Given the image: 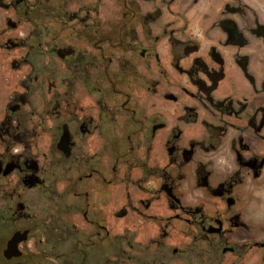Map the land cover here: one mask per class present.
<instances>
[{"label":"flooded vegetation","instance_id":"obj_1","mask_svg":"<svg viewBox=\"0 0 264 264\" xmlns=\"http://www.w3.org/2000/svg\"><path fill=\"white\" fill-rule=\"evenodd\" d=\"M118 1L0 0V264H264V66Z\"/></svg>","mask_w":264,"mask_h":264},{"label":"rangeland","instance_id":"obj_2","mask_svg":"<svg viewBox=\"0 0 264 264\" xmlns=\"http://www.w3.org/2000/svg\"><path fill=\"white\" fill-rule=\"evenodd\" d=\"M57 1V0H52ZM68 0V6L66 8V13L69 14L75 11L78 7H82L85 10L88 2L90 0H73L74 3H70ZM105 4L112 10V17L118 16L115 12L118 9L119 1L115 0H103ZM169 3L171 0H164ZM59 2V1H58ZM57 2V3H58ZM78 2V3H77ZM229 5L234 8V13L226 12L225 6ZM158 7L160 13L169 19L172 17H180L176 19L175 26L182 25L183 17H208V19L213 21H219L223 19H233L242 34L244 35L247 45L241 49L234 47V55L239 52L240 54H246L250 58V69L258 75L260 79L259 70L262 68L257 65L264 66V40L257 38L253 31L258 27L262 26L264 28V0H176L169 6V10L166 9L164 3L158 2ZM240 10L239 12H236ZM6 14L0 10V16H5ZM11 15V14H8ZM85 11L80 12V16H84ZM194 20V19H192ZM72 25V24H71ZM74 25V23H73ZM55 28L58 26L54 25ZM81 29L79 28V31ZM67 35V34H65ZM69 37V36H66ZM239 76V74L237 73ZM240 78L237 77L236 80Z\"/></svg>","mask_w":264,"mask_h":264},{"label":"trees","instance_id":"obj_3","mask_svg":"<svg viewBox=\"0 0 264 264\" xmlns=\"http://www.w3.org/2000/svg\"><path fill=\"white\" fill-rule=\"evenodd\" d=\"M38 3L35 4V12L33 14L34 18H36L34 21L39 25L40 23L46 22L49 17H59L65 19L67 13H66V6L68 5V0H57L56 2L52 3H45V0H36ZM59 1V2H58ZM58 2V3H57ZM42 3V4H41ZM240 10L237 9L236 12H239ZM48 18V19H46ZM43 20V22H42ZM48 22V21H47ZM64 23V22H63ZM52 25L53 23L50 22ZM65 26V24H63ZM234 31L238 35V40L234 41V44H238L241 46H244L247 44L245 38L243 37V34L239 30V28L234 24ZM253 34L262 40H264V28L262 26H258L254 31Z\"/></svg>","mask_w":264,"mask_h":264}]
</instances>
